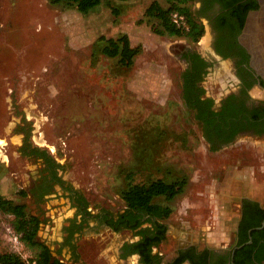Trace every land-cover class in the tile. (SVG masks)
Here are the masks:
<instances>
[{
	"label": "rangeland",
	"instance_id": "1",
	"mask_svg": "<svg viewBox=\"0 0 264 264\" xmlns=\"http://www.w3.org/2000/svg\"><path fill=\"white\" fill-rule=\"evenodd\" d=\"M153 1L103 0L83 13L49 0H0V193L41 217L39 238L66 264H140V258L121 256L122 244L135 239L131 231L93 219L75 235L74 253L60 249L74 209L62 196L43 203L22 194L43 166L21 153L27 135L64 166L62 175L93 212L124 209L121 193L131 182L186 177L184 191L167 202L173 207L164 220L167 237L154 248L164 259L187 240L230 244L236 216L229 194L264 190V135L239 136L212 151L184 106L179 50L203 48L207 34L194 41L159 33L160 20L146 15ZM122 34L140 48L130 67L100 50L101 37ZM212 84L218 92L220 83ZM12 220L0 210V251L29 262L34 250Z\"/></svg>",
	"mask_w": 264,
	"mask_h": 264
},
{
	"label": "trees",
	"instance_id": "2",
	"mask_svg": "<svg viewBox=\"0 0 264 264\" xmlns=\"http://www.w3.org/2000/svg\"><path fill=\"white\" fill-rule=\"evenodd\" d=\"M51 4H70L77 7L83 13H87L91 9L99 6L103 0H49ZM170 7H163L160 2L153 1L146 10V15L155 17L160 20L162 28L158 30L161 34H170L178 36H186L191 40L198 41L204 34V25L198 21L190 8L192 0H170ZM178 12L184 16L186 26L178 25L172 19L171 14ZM103 41L101 51L109 57H118L123 66L130 67L134 64L135 57L140 52L139 47H133L127 34H122L117 38L101 37ZM200 58L199 54H196ZM202 69L193 73L187 71L183 77L184 96L187 99V105L191 106L192 101L189 91L196 87V82L202 79ZM203 101V100H202ZM198 96L197 102H202ZM209 102V101H207ZM197 118L204 122L205 129L203 133L207 138L213 141L215 134H219L222 130L221 126L223 110L215 112L211 110V103L206 107H200ZM263 132V131H261ZM29 133V132H28ZM231 138V137H230ZM220 147L211 144L210 149L217 150ZM23 155L34 156L41 159L43 164L42 171H49L52 176V186L60 184L65 190L69 191L68 197L71 199L72 206L76 207L74 217L71 218L69 225L65 226V237L62 246L69 245L74 253L76 242H74V234L83 232V228L88 225L90 220H95L99 224H105L116 232L129 230L135 238L132 241H126L122 247L124 250L122 257L131 254H139L142 264H161L163 260L162 254L155 251L154 248L161 244L167 237L168 228L164 220L167 219L173 207L168 201L181 194L188 182L186 177L177 178L167 181L162 178H154L148 182H131L121 193L126 207L118 212H112L109 209L102 208L98 212L90 209V202L86 196L70 182L64 180L60 175V168L64 166L55 160L46 148H42L29 141V136H25L20 147ZM48 178V175L46 176ZM50 191V190H48ZM23 195H31L38 202L45 201V192L40 193L36 187L30 190H22ZM164 198V201H160ZM0 210L6 214L13 216V226L21 235L20 239L32 250L33 257L28 261L24 260L16 252H1L0 264H66L60 257L55 256L49 244L39 238V230L42 219L38 214L31 213L27 210L26 203L14 201L0 193ZM80 220V221H79ZM264 220V205L252 198H244L242 201V213L237 226V242L242 244L253 238L252 244H247L241 250L251 249L264 234V227L261 229ZM252 230L250 233L249 231ZM61 249V248H60ZM254 249V248H253ZM252 249V250H253ZM180 256L174 261L167 264H181L185 260H190L194 264L191 249L181 250ZM264 252V250L262 251ZM264 258L258 256V261Z\"/></svg>",
	"mask_w": 264,
	"mask_h": 264
},
{
	"label": "flooded vegetation",
	"instance_id": "3",
	"mask_svg": "<svg viewBox=\"0 0 264 264\" xmlns=\"http://www.w3.org/2000/svg\"><path fill=\"white\" fill-rule=\"evenodd\" d=\"M191 2L193 14L204 25L207 44L200 49L186 45L179 50L178 56L185 64L181 72L184 106L190 110L193 120L198 124L203 138L209 145L216 144L221 148L232 144L239 136L260 138L264 135V98L255 96L253 91L257 90L264 95V69L260 67V63L264 65V10L261 1L192 0ZM248 25L250 35L247 38L244 32ZM252 50H256V54ZM196 54H199L200 58H197ZM200 68L203 76L196 82L198 90L194 88L188 93L192 101V105L189 106L184 96L183 75L190 71L194 76ZM214 82L220 83L218 92L212 84ZM198 96L201 101L203 100L202 102H197ZM207 101L211 103V110L217 113L223 110L222 120L220 119L222 130L214 135L213 141L205 136L203 133L205 124L196 117L200 112L199 108L209 104ZM61 170L60 175H62ZM62 177L67 180L63 175ZM36 180L32 188L36 187L40 193L45 192L44 203L53 196H62L69 200L71 208L74 209L73 215L66 219L70 224L76 207L72 206L71 199L67 195L69 191L60 184H54L50 188L53 181L49 171H42ZM249 232L251 233L252 230ZM78 233L80 232L74 234V240ZM67 236L68 232H65L64 239ZM124 243L120 248L121 256L124 252L122 249ZM252 243L253 238L250 236L248 241L238 244L237 230L233 231L232 242L228 245L187 240L181 242L172 258H163L161 264L174 262L181 255L179 251L189 249L194 264H264V258L261 261L257 259L264 253L262 252L264 234L251 249L241 250L243 246ZM69 250L71 251V248ZM137 255L140 258V255ZM181 264H193V262L185 260Z\"/></svg>",
	"mask_w": 264,
	"mask_h": 264
},
{
	"label": "crops",
	"instance_id": "4",
	"mask_svg": "<svg viewBox=\"0 0 264 264\" xmlns=\"http://www.w3.org/2000/svg\"><path fill=\"white\" fill-rule=\"evenodd\" d=\"M249 177V176H248ZM238 179V178H237ZM251 180H252V183H253V186L255 187V183H254V177L252 176L251 177ZM255 189H261L260 188V186H257ZM260 192H258V191H256V193L257 194H259L258 196H256V195H253L252 194V191H251V194L250 195H235V194H229V196H230V198H231V200H229L230 202H231V205H233V212H234V215L236 216V222H234V223H230L232 226H234V230H237V226L239 225V219H240V216H241V213H242V201H243V199L244 198H246V199H248V198H252V199H254V200H257V201H259L262 205H264V190H259ZM236 200V201H233V200ZM228 204V203H227ZM226 204V205H227ZM231 205H227V208H224L223 207V210L225 209V211H228L229 212V210H228V208L231 206ZM223 234L225 233H227L228 234V232L227 231H223L222 232Z\"/></svg>",
	"mask_w": 264,
	"mask_h": 264
},
{
	"label": "built area",
	"instance_id": "5",
	"mask_svg": "<svg viewBox=\"0 0 264 264\" xmlns=\"http://www.w3.org/2000/svg\"><path fill=\"white\" fill-rule=\"evenodd\" d=\"M171 16L175 23H177L178 25L186 26L183 15L179 14L178 12H173Z\"/></svg>",
	"mask_w": 264,
	"mask_h": 264
},
{
	"label": "water",
	"instance_id": "6",
	"mask_svg": "<svg viewBox=\"0 0 264 264\" xmlns=\"http://www.w3.org/2000/svg\"><path fill=\"white\" fill-rule=\"evenodd\" d=\"M261 1V5H262V9L264 10V0H260ZM250 26L248 25V27L246 28V30H245V32H244V34H246L247 35V38H248V35H250ZM242 37H244L243 35H242ZM255 54H256V50H252ZM261 65H260V67H262V69H264V65H262V63H260ZM264 226V220H263V222H262V226L261 227H263Z\"/></svg>",
	"mask_w": 264,
	"mask_h": 264
}]
</instances>
